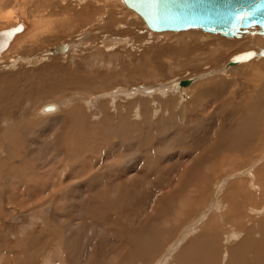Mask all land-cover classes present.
Listing matches in <instances>:
<instances>
[{
  "label": "bare ground",
  "instance_id": "6f19581e",
  "mask_svg": "<svg viewBox=\"0 0 264 264\" xmlns=\"http://www.w3.org/2000/svg\"><path fill=\"white\" fill-rule=\"evenodd\" d=\"M29 1L31 0H12V2L9 0H0V44L8 38L7 32H12L7 46L1 49L0 45V146L5 147L4 151H1L3 157L0 156V168L6 164L10 166L18 160L22 161V163H18L20 167H14V165H12L8 170L3 167V169L6 170L3 174L10 179V183L8 187H6L12 189L16 188L21 191L20 193H15V189L14 191H7L9 194L15 195L12 198H8L9 200L7 201L9 204H14L15 202L18 203L17 201L21 199L20 203L23 204L24 207L26 203H32L34 205L36 204L38 208L43 207L45 202H47L42 195L44 193L43 190L49 186L44 180L36 179L38 178V172H42V175L45 173L46 170H41L45 164L52 160V157L55 160H57V158L60 160L62 159L63 167L60 168V170L58 169L60 177L57 183L54 182L55 180H52L53 182H51L53 185L51 186H53L54 189L56 188V193L59 192L60 201L62 199L61 203H64V197H67L65 203L67 204L69 202V207L64 210L65 214H62L66 219H58L59 226L64 229L61 236L57 235V231L54 228L49 230H43L41 228L39 231L41 233L40 238L38 236H30L32 234L27 232L30 238L33 239H29L28 241L36 242L38 246L40 245L39 243H41V247L44 246L46 241L45 247L47 248L44 249H49L50 237L54 240L60 237L59 240H61L62 244L58 242L56 251H54L59 255H63L61 257L63 258L62 264H64L65 261H68L69 264H264L263 217V219L260 218L261 220L258 219L260 221H255L253 218L251 219L249 217L250 220H253L252 224L246 226V234L243 238L237 242V244L235 243L236 245L232 244V246L228 248L227 259H225L226 261L224 262L223 251L221 249L222 242L220 241L226 237V233L218 227L222 226V221L225 222V220H229V218L219 214L215 217L217 221H211V216L208 215L210 208H216V211L221 210L224 201L218 197L223 196V192L220 194L218 193L221 191L220 187L222 188L223 185L228 183L231 177L237 175L234 176L233 174H226L228 172H222V166L227 165L229 162H231L230 164L232 167H237V172L240 177L235 179L242 181L241 183L239 181V183H235L236 186H232V183L229 191H231L232 194H234V192H239L237 196L240 195V191L242 190L241 193L249 191L247 187L248 182L246 183L243 174L249 175L251 171L252 174L249 176V179L259 176L260 179L257 177L258 180L256 181L258 183L254 184V182H252V184L255 185V187H260L259 189L261 191H257L258 193L256 195H251L247 192L248 195H245V197L250 201L248 203L254 201L253 203L255 206L261 203L259 205L262 206L261 210L264 211V164L258 167L260 170L248 169V171L244 173L246 169H241L244 166L254 168V166L257 165V162L256 164L251 162L253 161L251 158L248 162V159L244 162L248 154L246 149L254 148V152L258 154L263 151V146L259 147V145H257L255 147L256 135L262 134L259 132L262 121L260 120L262 118L261 109L259 108L260 106L255 105L254 102H251V104L248 102V98L250 95L254 94V92H252V90L250 91L252 93L248 92L249 95L244 99V101L247 100L245 101V111L248 110L250 114L245 112V116L243 115L244 113L242 114L243 116H241L239 113L241 117H237L235 115L240 112V106L243 105L229 100L228 103L226 99L222 98L223 94L226 97L228 96V94H225L227 85H225L222 80L216 82V84L205 85L201 88L200 86L196 88L194 86L196 84L192 85L193 83H197L195 81L197 79L194 78H187L184 80L175 79L170 83H159L158 81L157 85L152 86L142 85L140 88H134V90L128 92L129 94L127 93L128 95L126 94L125 97H123L127 99L125 105H120L119 102L115 104L114 101L118 96L116 93L109 91L101 94L99 93V96L101 95L106 99L100 102L96 100V105L94 103L92 106V101H90L91 96H84L82 91H79L81 94L76 92L71 98H68L67 104L71 105L68 110H61L62 105L66 104L65 102V104H61L60 102L52 101L40 105L32 114L35 118L43 119V122L40 121L36 124H30L28 121L30 118L29 110L33 106V102L41 99L42 96L54 94L57 91H63V89L67 87H76V89H81L83 87V90H87L86 92H98L99 89H103L104 86L110 83L114 78H122V75L120 72L116 71L114 64L112 65L113 67L111 66L112 68H109V65L107 71L103 72H99V69L96 72L95 69L93 70V67L88 70H81L90 75H86V73H83L85 74L83 75L80 72L78 73V69L75 70L65 67L66 70H61L62 72L55 70L53 72L51 70L50 72L45 70L42 74H37L35 79L38 77L39 80H42L43 75L49 79V83H46L47 86L42 89L36 88L29 92L21 88L19 86L20 80L17 76L19 73L16 74L13 71H7V68L14 67L16 64L19 65L20 63L29 64L31 62L35 63V61L39 62L46 55H53L54 57L61 54L62 56L69 52L68 50L70 49L69 43H63L66 45V51L60 54H53L51 51L52 48L62 45L58 44L49 49L47 48V50L34 58L28 53L29 47L22 49L24 54L19 53L22 43L24 44V42H27L25 45L31 43L30 46H33L45 39V36L38 38L39 32L42 29H51L50 31H57L60 29V31H63L67 28L69 29L71 26L74 27L75 23L79 21L86 24L90 19H96V15H100L103 18H101V22H103L101 29L107 31L112 27L115 21L114 12L116 6H118L116 5L117 2L113 3V1L111 3L110 0V3L106 2L105 4H100V8L93 9L87 6L82 7V0H39L40 10H38L37 13L40 14H37L38 16L36 14L35 16L33 15L34 19L31 20L26 14H30L26 10V6H29ZM94 3L96 2L94 1ZM74 6L77 8H73ZM70 10L73 12L68 14ZM41 12L45 13L41 14ZM122 19H124V17ZM17 25H19V27H15ZM77 25L80 26L81 24ZM11 27H14L13 31L8 30ZM167 32L168 31H166V33ZM158 34L159 33H157V35ZM84 37V32H80L76 35L78 41H83ZM127 39H129V37H127ZM254 41L260 42L262 39L261 37H256L253 39V42ZM224 42V44L228 46L236 43L235 40L228 39H225ZM260 49H251L255 52L253 57L235 64L253 63V60L256 58L263 59L264 56L259 53ZM218 50L219 49L216 48V51ZM188 52L189 50H187V48H182L181 57L188 56ZM96 56L100 57L101 55H93L90 57L92 59V61L89 59L91 66H93L92 62L95 63ZM110 59L109 63H112ZM86 60L85 62L87 63L88 59ZM178 60L181 62L184 61V59L180 57ZM137 64V66H128L127 70L129 71L131 69L130 73L133 76L136 77V75H139L144 79L157 76V74L153 73V70L151 71L153 67L150 66L149 68L148 63L138 62ZM97 67H100V65L96 66V69ZM78 68L81 67L79 66ZM167 68L170 69L168 66ZM259 68L257 69L259 70ZM259 71L261 72V70ZM121 72H125V70L123 71L122 69ZM260 72L259 74H261ZM210 73H214V71H210ZM29 74H26L25 77L23 75V79L25 78L26 82H28V87L30 85L33 86L37 80H34V76ZM125 78H128L127 75ZM185 81H187V83L183 84ZM259 82L261 83L262 81ZM111 85L112 84H109L108 87ZM256 85L258 84L256 83ZM31 88L32 87H30L29 90ZM259 90L261 91V88ZM183 91L187 93V95L190 92L191 97L186 99V94ZM137 92L140 94L145 93L146 95L150 94L149 96L151 98H142L143 96H139L140 98L137 97L136 99H132L134 98L133 95H136ZM195 92L194 99H192ZM94 93L95 92H93V95L95 96ZM236 93L237 92L234 93L235 96ZM261 93L262 91L257 94L261 95ZM255 94L254 96L256 98L257 94ZM96 95L98 94L96 93ZM166 95L169 96L167 99L161 98V96ZM254 96L252 95L249 100L254 101L260 98L257 96V99H254ZM261 99L263 101L264 98ZM111 100L113 101L111 102ZM204 100L206 103H204ZM79 101L83 102H81L80 105L74 106ZM217 101L221 103L218 104ZM244 101L241 102L240 100L241 103ZM149 102H153L155 107L147 106ZM82 103H86L91 109L99 105V110H96L97 107L95 109V112H98V116L97 113L95 116L92 112L93 110L91 111L89 108V110L86 111V109H84L86 106L81 107ZM203 103L206 104L205 107H203ZM260 104L263 106L264 103ZM47 105H52L53 108L46 110L45 107ZM171 105L175 107L169 108ZM245 105L242 107L243 109ZM196 106L201 107L204 112L207 111V113L210 114L208 116L198 115V117L195 118ZM255 106H257V108ZM180 107L183 109L182 112ZM184 110L194 111V114L192 112L194 117L191 115L185 116L186 119H183L184 123L181 124L180 122L182 120L180 119L181 121L179 122L177 117L181 114L180 116L182 118V115L186 112ZM196 110H198V107ZM62 111L63 113H61ZM224 112H226L225 114L228 113L230 116L225 115ZM223 114L225 115L224 117ZM41 115H47L48 117L41 118L39 117ZM228 116L231 119V121L229 120V125L226 122V124L218 123L219 119L221 120L224 118L226 120ZM249 121L253 125L250 130L248 129L249 126L247 127V122ZM221 122L224 121L221 120ZM99 128L104 129V136H102L104 141L101 142L98 154L94 155L92 148L98 145L96 142L99 138L97 137L99 135ZM78 129L82 130L80 134L76 132ZM54 130H58L60 133L54 134ZM105 132H108L109 136H107L108 133L106 134ZM231 133L235 134L234 136L237 135L238 143L234 139L232 140L230 136ZM111 136H114L115 140L111 139ZM40 141L44 143L40 144ZM209 142L210 146L208 145L209 147H206V144H209ZM249 142L250 144H248ZM175 146L178 147L179 150L174 149ZM52 149L56 151H52ZM234 152L240 155L243 154L242 157L236 155L240 158L236 164H232L236 157ZM177 153L179 154L176 157ZM18 156L21 159L18 158ZM259 156H257V158H259ZM31 161L33 163L37 161V164H31ZM76 164L78 165L77 168ZM65 165L67 166L64 167ZM228 171L230 172L231 170ZM35 173L37 174L35 175L36 177L33 176ZM223 175L224 177H222ZM0 177H2L1 170ZM23 178H25L26 182L20 183V180ZM41 178L43 179L42 176ZM201 178H203L202 181L200 180ZM46 179H49V177L47 178L46 176ZM198 181L204 182L202 189L205 190L204 192H207V189H211L208 188L211 182L218 181L216 183L219 185L217 187L219 190L214 198L207 200L206 204H208V206L204 207L203 205H197L194 206L197 208L192 207V209H186V207L195 203L191 201V192H193L191 190L193 189L195 192L197 188L202 185L201 183H197ZM1 186L3 187L4 185ZM226 189L228 190V188ZM21 195L24 196L21 197ZM34 195V198L29 199L30 196L33 197ZM83 195L85 196L84 198H79L73 204L68 200L70 196L82 197ZM230 195L231 194H229V196ZM216 197H218V199H216ZM223 197L226 196L224 195ZM245 197H243V200ZM51 198H53V196ZM228 198L238 201L236 196H230ZM14 200L16 201L14 202ZM201 200L203 201V199ZM73 201L71 200V202ZM230 204L232 205V203ZM235 204H237V202ZM59 205L62 206L63 204ZM217 205H219L220 208L217 207ZM177 206L182 209L177 215L182 216L177 217L174 222L172 221L171 223L173 225L164 227L163 224L165 220H171L167 219L169 216V218H173L171 217L172 214L177 216L173 213L174 209H177V211L179 210V207L175 208ZM236 206V213L235 211H230V205L227 206L230 209L226 207L228 209H226L227 213L237 214L236 221L242 223L245 220V213L243 214V208L239 206V203ZM32 207L35 210L37 209L34 206ZM50 207L52 210L54 209L52 205ZM56 208H59V206L55 207V209ZM69 208L70 210L68 211L67 209ZM221 212L224 213L223 211ZM256 212L259 211L257 210ZM50 215L52 216V214ZM224 215H226V213H224ZM206 216H208L209 219L205 221L204 225L199 226L197 229L198 234H193L196 223L203 220ZM87 218L91 219L89 223L87 222ZM44 219L48 222L49 215ZM230 219H232L231 216ZM99 226L102 230L100 229L99 232H96L93 228ZM34 231L35 229L33 232ZM0 234H2L1 231ZM228 235V237L234 238L233 236L237 235L236 229L229 231ZM3 237L5 238L6 236L3 235ZM7 237H9V235H7ZM181 242H183V244L178 248ZM36 244L31 245L36 246ZM57 249L59 251H57ZM13 256H16V254ZM82 258L83 260H81ZM4 260L5 259H3V261ZM6 260L1 264H5ZM9 260L11 264H27L26 260L23 261L18 256L14 258V261L10 258ZM47 264L52 263L51 261H47Z\"/></svg>",
  "mask_w": 264,
  "mask_h": 264
},
{
  "label": "rangeland",
  "instance_id": "374dc122",
  "mask_svg": "<svg viewBox=\"0 0 264 264\" xmlns=\"http://www.w3.org/2000/svg\"><path fill=\"white\" fill-rule=\"evenodd\" d=\"M9 1L12 2V0H9ZM40 1L39 0H36V1L35 0H31V1L28 2L29 6H26L27 7L26 10L30 14H28L26 12L25 13L27 14V16H29L28 17L29 19L32 20V19H34L35 14L36 15L40 14V13H37V11L40 10V4H39ZM92 1H93V3H92ZM94 1L96 3H94ZM110 1H111V3L113 1H114L113 3L117 2L116 5H118V6H116V9H115V12H114L115 21H114L112 27L109 30L104 31L103 29H101L102 24H103V22H101V21H102L103 18L100 15H96L95 16L96 19L92 18V19H90L91 21L89 20V22L86 23V24H84L83 22H80V21H79L80 23L76 22L74 27L71 26V27H69V29L67 28V29H65L63 31L62 30L60 31V29H58L57 31H55V30L50 31L51 29H47V28L42 29L39 32L38 38L45 36V39L43 41L39 42L38 44L37 43L34 44L33 46H30L31 43H29L28 45H25V44H27V42H24V44L22 43L20 45L21 48L19 49V53L24 54L22 49L29 47L28 53L31 54L32 57L36 58V56H39L41 53H43L45 50H47V48L49 49L52 46H56L58 44H63V43H67V44L69 43V45H70V49L68 50L69 52H67L66 54H64L62 56H61V54L58 55V56H54V57H53V55H51V56L46 55L41 60L42 62L41 61H39V62L35 61V63L31 62L29 64L20 63L19 65L16 64L14 67L7 68L6 70L7 71H13L16 74L19 73V74H17V76L19 77V80H20L19 81V83H20L19 86L21 88H24V90L29 91V92L33 91V89H36V88H41L42 89V88L47 86V84L49 83V79L47 77H44V75L42 77V80H39L38 77H36L37 80L35 79V76L37 74H42V72L45 71V70L50 71V72H51V70H52V72L54 70L62 72L61 70H66L65 67H68V68H72V69H75V70L78 69V73L80 72L81 74H83V73H86V72H82L81 71L83 69L84 70H88L89 68L91 69V67H93V70L95 69L96 72H97L98 69H99V72H103V71H107V68H108L109 65H110L109 68H112L113 67L112 65L114 64V68H116L117 72L121 73L122 78L121 77H119L120 79H117V78L115 79L114 78L110 83H107L104 86L103 89H99L98 92L93 91V92H95L94 93L95 96L93 95L92 91L91 92H86L87 90H83L84 89L83 87L81 89L80 88L76 89V87H72V88L67 87V88L63 89V91H60V92L57 91L54 94L52 93V94H49V95L48 94L44 95V96L41 97V99L36 100V101L33 102V106L29 110V113H30V118L28 119L29 123L30 124H36V123H39L40 121L43 122V119L35 118L33 116V114H32V112L35 109H37L40 105H42L44 103H50L52 101H57V102H60L61 104H65V103L67 104L68 103V101H67L68 98H71L76 92L81 94V92H79V91H82V94L84 96H87V97L91 96L90 97V101H92V106H93L94 103L96 105V100H98V102H100V101H104V99H106V98L102 97L101 95L99 96V93L101 94V93H105V92H109V91H112L113 93H116L117 96H118V98L114 101L115 104H117V102H119L120 105H125L127 103V99H124L123 97H125V95L128 92H130L131 90H134V88H136V89L140 88V86H142V85L152 86V85H157L158 81H159V83H163V82L164 83H170L172 80H175V79L176 80H180V79L184 80V79H187V78H194V79H197V80H195L197 83H193L192 85L196 84L197 86L194 85L196 88L199 87V86L201 88L202 86H205V85L208 86L210 84H216V82H219V81L222 80L225 83V85H227L225 94L226 95L228 94L227 97L223 94L222 98L226 99L227 102L229 100L231 102H237V104H242L244 106L246 104L245 101H247V100L244 101V99L247 98V95H249L248 92H250L252 90V92H254V94L255 93L257 94V93L262 91L261 95L257 94L258 98L260 97L259 99H257V96L255 98L254 94H252L254 96V99H257V100H254V101L252 100L251 101V100H249V98L251 99L252 95H250V97L248 96L249 97L248 98V102H250V104H251V102L252 103L254 102L255 105L260 106L259 108L261 110L263 109L262 111L260 110V112L262 114L261 115L262 118L260 120H262V121H261L260 130H259V132H261L262 134L261 135L257 134L256 137H255V147L257 145H259V147L263 146V149H262L263 151H261L258 154L256 152H254V148L253 149L252 148L246 149V151H248L249 155L248 154L246 155V158L244 159V162H246L247 159H248L247 160V162H248L250 160V158H251L253 160L251 162H254L255 164L257 162V165L254 166L255 169L251 168V167L248 168V166H244V167L241 168V169H244V170L246 169V171L244 173H246L248 171V169L249 170H251V169L258 170L259 169L260 170V168H258V167H261L262 164H264V126H263V124H264V122H263L264 121V108H263L264 99H263V101L261 99V98H264L263 97L264 96V92H263L264 91V85H263L264 84V57H263V59L262 58L261 59L256 58L255 60H253L254 61L253 63L252 62L241 63V65L240 64H233V65L232 64H230V65L228 64V59L231 56H233L234 54H237V53L242 52V51H247L249 49H255V50L257 49V50H259L260 48L263 47V45H264V35L261 36L259 33H255L254 35H252L253 34L252 30L255 31V30H257L258 27L257 28H250L247 33H244V34L240 35L239 37H232V38H227V37L221 36L219 34H211V33L204 32L202 30H196V29L195 30L194 29H190V30H185V31H178V32H175V33L173 31H168L167 33L166 32H152L151 30L146 28L143 20L138 16V14H136L134 11L129 9L123 3L122 0H110ZM110 1L109 0H91V1L82 0L81 1V6L82 7L87 6L90 9H93V8H98L100 6V4H105L106 2L110 3ZM96 4H97V6H96ZM94 6H96V7H94ZM73 8L76 9L77 7L74 6ZM117 8H119V9H117ZM33 10H34L35 13L33 12ZM72 12L73 11L70 10L68 12V14H71ZM43 13H45V12H41V14H43ZM115 14H117V15H115ZM123 17L126 20L122 19ZM77 24H81V25L79 26ZM83 24L86 25V26H84ZM80 32H84V34H85V37H84L83 41H78V39L76 38V35L78 33H80ZM150 33H152V34H150ZM157 33H159L158 34L159 36L157 35ZM247 34H249V35H247ZM204 35L205 36L207 35L208 38H207V36L205 37ZM127 37H129V39H127ZM256 37H261L262 41H260V42H255L254 41L255 42L254 43L253 39L256 38ZM225 39L235 40L236 43L232 44L230 46L225 45L224 44L225 43L224 42ZM196 47H198V48H196ZM182 48H187V50H189V52H188L189 55L188 56L181 57L180 54H182L181 53L182 52ZM216 48L219 49V50L216 51ZM190 49H193V50H190ZM198 53H199V55H198ZM93 55H101V56L100 57L96 56V61H95V63L92 62L93 66H91L90 65L91 62H89V61L90 60L92 61V59L90 57H92ZM98 57H99V59H98ZM179 57L181 59H184V61H182V62L179 61L178 60ZM86 59H88L87 63L85 62V61H87ZM109 59H110V61L112 60V63H109ZM175 60H176V62H175ZM260 60L262 61V63H261ZM138 62L139 63L140 62L148 63L149 68H150V66L153 67L151 69V71L153 70L154 71L153 73L157 74V76L156 77L153 76V77L148 78V79H144V78H142L139 75H136V77L133 76L130 73L131 69L129 71L127 70L128 66H130V67H132L133 65L137 66ZM98 64L100 65V67H97V69H96V66H99ZM251 64H252V66H251ZM254 64H256V65H254ZM78 65L81 68L83 66L84 67L81 69V68H78L79 67ZM94 65H95V67H94ZM123 66H124V68H123ZM167 66L170 69H168ZM171 68H172V70H171ZM257 68H259V70H261V72ZM122 69H123V71L125 70V72H121ZM93 70H92V72H93ZM116 71H114V72L117 73ZM210 71H214V73H210ZM258 71L261 74H259ZM160 73H161V75H160ZM26 74L34 76V80H36V82H35V84L33 86L32 85H30L29 87L27 86L28 82H26L25 78L23 79V75L25 77ZM87 74L88 73H86V75ZM83 75H85V74H83ZM88 75H90V74H88ZM126 75H127L128 78H125ZM128 75H130V76H128ZM201 79L203 80V82H202ZM259 81H262L263 83L262 82L260 83ZM231 82H233V83H231ZM256 83L261 88V91L259 90L260 88L258 87V85H256ZM109 84H112V85L110 87H108ZM30 87H32V88L29 90ZM184 89H186V88H184ZM228 90H230V91H228ZM235 92H237L236 96L234 94ZM252 92H250V93H252ZM96 93L98 95H96ZM185 94H186L185 95L186 99L187 98L189 99L191 97V93L190 92L188 93V95H187V93H185ZM195 94H196V92L194 93L192 99H194ZM229 94H230V96H229ZM50 95H53V96H50ZM92 95L94 96L95 99L93 98ZM149 95L150 94L146 95L145 93L140 94L139 92H137L136 95H133L134 98H132V99H136L137 97L140 98L139 96H141V97L143 96L142 98H151ZM97 96H99V97H97ZM168 97L169 96H167V95L166 96H161V98H164V99H167ZM94 100H95V102H94ZM240 100H241V102L242 101H244V102L241 103ZM112 101L113 100H111V102ZM81 102H83V101H81ZM81 102L80 101L77 102L74 106H76L78 104L80 105ZM258 102L262 103L263 106L260 103H258ZM152 103L149 102L147 106H154L155 107V104L154 103L152 104ZM204 103H206V101ZM204 103H203V105H204L203 107H205V105H206ZM217 103L220 104L221 102L217 101ZM66 104L62 105L61 110H63V111L66 110V109L68 110L71 107L70 104H67V105ZM149 104H151V105H149ZM174 105L169 106V108H171V107L174 108L175 107ZM84 106H86V107H84ZM243 106H240V112H238V114L235 115V116L241 117L243 115L245 116V112H247V114L249 113L248 110L245 111L246 110V105H245L244 109L242 108ZM257 106H255V107L257 108ZM81 107H84V109H86V111L91 109V108H89L87 106L86 103H82ZM96 107H97V109H96ZM96 107L92 108L91 111L93 110L92 111L93 114H95V116H96V113H97V116H98V112H95V109L98 111L99 110L98 109L99 105L96 106ZM197 107H198L199 113H198V110H196ZM180 110L182 112V110H183L182 107H180ZM63 111L61 113H63ZM184 111H186V112L184 113V115H182V118L180 116L181 114L177 117L179 122L182 120L180 122L181 124L184 123V120L186 119L187 116H190V115L193 116L192 112L194 114V111H192V110L191 111L190 110H184ZM195 111H196L195 114H194L195 118L198 117V115L199 116H208L210 114V113L208 114L207 111L204 112L201 109V107H199V106L195 107ZM196 113H197V115H196ZM205 113H207V114L204 115ZM225 113L226 112H224V114ZM239 113L241 114V116H240ZM224 114H223V117L225 115H229L228 113L225 114V115ZM220 116H222V115H220ZM229 116H228V119H226V120L224 118H223L224 120L221 119L224 122H221V120L219 119L218 123H225L226 122L229 125L230 121H231ZM250 116H253V115H250ZM39 117L45 118V117H48V116L47 115H41ZM232 120L234 121L233 118H232ZM250 121L247 122V127L249 126V128H248L249 130L253 127V125H252V123ZM99 129L100 130H99L98 134L100 136L99 135L97 136L99 138L97 139V142H96V144H98V145L93 146L94 148H92L93 149L92 151H94V155L98 154V150L100 149L101 142L104 141V138H102V136H104L103 135L104 129H102V128H99ZM81 131L82 130H80V129L76 130V132L78 134H80ZM231 132H232V129H231ZM59 133H60V131L54 130V134H59ZM105 133L107 134L108 132H105ZM231 134H230V136H231L232 140L234 139L235 141H237V137H236L237 135L234 136L235 134H233V133H231ZM107 136H109V133L107 134ZM232 136H234V137H232ZM101 139H102V141H101ZM111 139L115 140L114 136H111ZM1 143H3V142H1ZM43 143L44 142L40 141V144H43ZM237 143H238V141H237ZM248 144H250V142ZM208 145L210 146V142H209V144L208 143L206 144V147H209ZM252 147H254V146H252ZM4 148L5 147L0 146V156H2L1 151H4ZM174 149L179 150V148L176 147V146L174 147ZM52 151H56V150L52 149ZM178 154L179 153L176 154V157L178 156ZM234 155L235 156L238 155L239 157L243 156V154L240 155V154H237V152H234ZM257 156H259V158H257ZM239 157L236 156L235 157V161H236V159H237V161L236 162L234 161L235 163L233 162L232 164H236L240 160ZM18 158H20V157L18 156ZM51 159L52 160L50 162H48L47 164H45L43 169L41 170V171H45L46 170L45 171L46 174L44 173L42 175V172L41 173L38 172V175L36 173L33 175V176H35V175L38 176V178H36V179L44 180L46 183L49 184V186H47L48 184L46 185L47 187L45 188V190H43L44 193L42 195L47 202H45L43 207H38V208H37L36 204L34 205L32 203L31 204L30 203H26L25 207H24V205L20 203L21 199L19 201H17L18 203L15 202L16 200H14V202H15L14 204L13 203L9 204V202L7 201V200H9L8 198H12V197L15 196L14 194L7 193V191H14V189H15V193H20L21 191L16 189V188H14V189L7 188L8 184L10 183V179L8 177H5V175L3 174L4 171H6L5 169H3V167L6 168L7 170L12 165H14V167H20L18 163H22V161L18 160V161L14 162L10 166L8 164H6V165H3V167L0 168L1 173H2V177H0V192H1V198H0V231L2 232V234H0V240H1L0 241L1 242V244H0V259H1L0 260V264L2 262H4L6 260V258H7V260H6L5 264H11L9 258L12 261H14V258L17 257V256L20 259H22L23 261L26 260L27 264H39V263L40 264H47V261H51L52 264H62V259L63 258H61V257L63 255H59L57 252H55L56 251V247H57L56 245L58 244V242H60L62 244L61 240H59L60 237L56 238V240H54L52 237H50V242H49V245H48L49 249H44V248H47V247H45L46 241H45V244H44L43 247H41V243H39L40 245L38 246V244H36V242L28 241L29 239L33 240V239L30 238V236H33V237H37L38 236L40 238L41 233L39 231H40L41 228L43 230L44 229L49 230L51 228H54L57 231V235L61 236V234L64 231V229H62L59 226V223H58L59 220L58 219H60V220L66 219L65 216H63L62 214H65L64 210L69 207L68 200L70 201V203L73 204L79 198L82 199V198L85 197L84 195L82 197H76V196L75 197H72V196L69 197L68 196L69 197L68 200H67V202H68L67 204L68 205L65 203L67 197H64L65 201L63 200L65 204L61 203L62 199L60 201L59 192L56 193V188L54 189L53 186H51V185H53V183H52L53 181L52 180H55L54 182L57 183V181H58V179L60 177V174H59L58 171L60 170V168L63 167L62 166L63 160L62 159L60 160L59 158H57V160H55V159H53V157ZM34 163L37 164V161H34ZM34 163L31 161V164H34ZM230 163L231 162H229L227 164L228 166L227 165H224L225 167L222 166V168H223L222 172H225V173L228 172L226 174H233L234 176L236 174L237 175L235 177H231L230 180H228V183L226 185H223L222 188L220 187L221 191L218 192V193L220 194V193L223 192V196L225 195L226 197H223V196H218V197L221 200L223 199V201H224L223 203L224 204H222V201L220 200L221 204L223 205V206H221L222 207L221 210L216 211V208H214V209L210 208V210L208 212V215L211 216V219H210L211 221L212 220L217 221L215 217L218 216L219 214L221 216L223 215L224 217L229 218V220H225V222L222 221V226L218 227L219 229H221L223 232L226 233V237L223 240L220 241V242H222L221 249L223 251V260H224V262L226 261L225 259H227V250H228V248L231 247L232 244L236 245L237 242H239L243 238V236L246 234V232H245L246 231V226H250L252 224L253 220L260 221L261 219L264 218V211L261 210L262 206L259 205L261 203H259L258 205L255 206V204L253 203L254 201L251 202V203H248L250 201H248L247 197H245V195H248L247 192H249L251 195H256L258 192L261 191L259 189L260 187H258V186L255 187V185L252 184V182H254V184L258 183L256 181L258 180V178L260 179V177L257 176L258 178L257 177H255V178L252 177V179H249V176L252 174L251 171L249 172V175L243 174V177H245V179H246V183L248 182V186L247 187L249 189L248 188L247 189L249 191H247V192L244 191L243 193H241L243 191L242 190V191H240V195L239 196H237V193H239V192L235 193L233 191L234 194H235L234 195V194L231 193V191H229V188H230L231 184L233 183L232 186H236L235 183L237 184L238 181L241 183L242 181L235 179V178L240 177V176H239V174L237 172V167L236 166L232 167V165ZM66 166L67 165H65L64 167H66ZM77 166L78 165L76 164V168H77ZM241 169H240V171H241ZM228 170H231L230 172H232V173H230ZM225 173H223V174H225ZM41 176L43 177V179L41 178ZM46 176H47V178L49 177V179H46ZM32 177H30V178H32ZM222 177H224V175ZM4 178H8L9 180L8 179H4ZM23 179L20 180V183H25L26 182L25 178H23ZM202 179L203 178H201L200 180L202 181ZM201 181L197 182V183H201L202 184L200 187L197 188V190H196L197 192L196 191L194 192L193 189L191 190V191H193V192H191V194H192L191 196H192V199H193V200L191 199V201L192 202L194 201L195 203L190 205L189 207H186V209H189V208L192 209V207L193 208H197V207H194V206H197V205L198 206L199 205H201V206L203 205L204 207L208 206V204H206L207 200L214 198L215 194L219 190V189H217V187L219 185H217V183H216L218 181H216V182H211L210 187L208 186V188H211V189H207L206 190L207 192H204L205 190H202L204 182H201ZM15 182H16V180H15ZM15 182H14V184H15ZM1 185H4V186L2 187ZM215 188H216V190H215ZM226 188H228V190ZM196 193H197V195H196ZM199 194H200V196H199ZM229 194H231L230 196H232V197L236 196V198L238 199V201L237 200H235V201L237 202V204L239 203V206H241L243 208L242 212H243V214L245 213V220H246V221L244 220L245 222L243 221L242 223H239L238 221H236L237 214H235V213L237 212V206H236L237 204H235L236 202L234 200H231V199L228 198V197H230ZM212 195H213V197H212ZM23 196L24 195H21V197H23ZM52 196H53V198H51ZM34 197H35V195L33 197L30 196V198L29 197H27V198L31 199V198H34ZM218 197H216V199H218ZM243 197H245L246 199L244 198V200H243ZM201 199H203V201ZM71 200L72 201L74 200V201L71 202ZM48 201H50V202H48ZM233 201H234V203H233ZM230 203H232V205ZM56 204H58V205H56ZM59 204H63L62 205L63 207L61 205H59ZM228 204L230 205L231 209L229 207H227V206H229ZM249 204H251V205H249ZM51 205L54 207L53 210L50 207ZM32 206H34L37 209L35 210ZM57 206H59V208L55 209V207H57ZM60 206L62 207L63 210L61 209ZM178 207L179 206H177L175 208H178ZM217 207L220 208L219 205H217ZM226 207L228 209H230V211L232 210L231 212L235 211V213H233V214L232 213H227L228 209ZM1 208H2V210H1ZM39 208H41V209H39ZM178 209H179L178 211H177V209H174L173 213H175V215L179 214L180 213L179 211L182 210L180 207ZM55 210H56L57 213L55 212ZM67 210L69 211L70 208L67 209ZM257 210L259 212H256ZM33 211H35V212H33ZM221 211L226 213V215H224V213H222ZM58 212H59V214H58ZM50 214H52V216ZM47 215H49L48 222H46V220L44 219V218L47 217ZM181 216L182 215L174 216L172 214L171 217H173V218H169L170 216L167 218V219H171V220H165V223H164V220H163L164 227H169L170 225H173L171 222L172 221L174 222V220L177 217H181ZM230 216H231L232 219H230ZM249 217L251 219L253 218V220H250ZM200 219H201V217H200ZM207 219H209L208 216L204 217L203 220H200V221H198L196 223L195 228L193 229L194 230L193 234H195V235L198 234L197 229L199 228V226L204 225V223H205V221H207ZM258 219H260V220H258ZM89 220L91 221V219L89 218L87 220L88 223L90 222ZM201 221H202L203 224L201 223ZM93 226H95V225H93ZM34 229H35V231L33 232ZM93 229H95L96 232H99L101 227L99 226V227L93 228ZM233 229L234 230L236 229L237 235L233 236L234 238L228 237L229 236L228 232L233 230ZM29 230H30V232H29ZM43 230H42V232H43ZM27 232L31 233L32 235L29 236L27 234ZM3 235L6 236V237L4 238ZM7 235H9V237H7ZM34 240H36V239H34ZM31 244H33V245L36 244V246H33ZM182 244H183V242H181L179 244L178 248L181 247ZM28 246H29L30 249L28 248ZM31 247L33 248V250H32ZM39 247H41V248H39ZM50 248H51V250H50ZM1 249H2V251H1ZM50 251H51V253H50ZM57 251H59V250L57 249ZM36 252H37V254H36ZM13 253L16 254V256H13L14 255ZM30 253L31 254L33 253V254L31 255ZM49 258L52 259V260H50ZM3 259H5V260L3 261ZM81 260H83V258ZM64 264H69V263H68V261H65Z\"/></svg>",
  "mask_w": 264,
  "mask_h": 264
},
{
  "label": "water",
  "instance_id": "95a60500",
  "mask_svg": "<svg viewBox=\"0 0 264 264\" xmlns=\"http://www.w3.org/2000/svg\"><path fill=\"white\" fill-rule=\"evenodd\" d=\"M143 20L152 32L202 30L227 38L239 37L250 28L254 35H264V0H122ZM19 27V25L15 26ZM7 30V29H6ZM8 30H14L11 27ZM2 41L1 49L8 44L12 32ZM249 35V34H247ZM53 54L66 51V45L52 48ZM259 53L264 56V47ZM255 55L254 50L242 51L228 59V64L246 61ZM185 81L183 84H186ZM47 105L45 109H52Z\"/></svg>",
  "mask_w": 264,
  "mask_h": 264
}]
</instances>
